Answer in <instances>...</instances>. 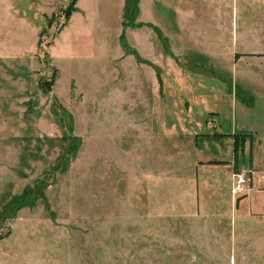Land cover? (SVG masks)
I'll list each match as a JSON object with an SVG mask.
<instances>
[{
  "label": "rangeland",
  "instance_id": "1",
  "mask_svg": "<svg viewBox=\"0 0 264 264\" xmlns=\"http://www.w3.org/2000/svg\"><path fill=\"white\" fill-rule=\"evenodd\" d=\"M70 1L0 0V264H264L253 146L195 151L209 121L230 133L236 103L264 96V0L191 2L186 24L157 0L156 26L139 0H82L61 31ZM207 157L232 168L200 183Z\"/></svg>",
  "mask_w": 264,
  "mask_h": 264
},
{
  "label": "crops",
  "instance_id": "2",
  "mask_svg": "<svg viewBox=\"0 0 264 264\" xmlns=\"http://www.w3.org/2000/svg\"><path fill=\"white\" fill-rule=\"evenodd\" d=\"M169 1V9H175L178 10V21L179 23H188L187 20L190 19V15L191 12L190 10V3L191 2H196L201 4L199 0H168ZM173 1V2H172ZM176 1L179 3L176 5ZM205 1V0H203ZM81 2L82 0H78L77 3V8L79 9L78 12L76 13H82L83 15L85 14V12L82 10L81 7ZM123 2V1H122ZM172 2V4L170 5V3ZM214 3V1H213ZM157 0H139L137 3V10L138 13H140L139 15V23L144 25H153L156 26L159 24V22L157 21L156 17V5H157ZM123 5V3H122ZM125 5V4H124ZM196 7H198V5H196ZM188 9V11H186ZM75 14V13H74ZM155 16V17H154ZM179 30L181 31L182 29L179 28ZM178 36V35H176ZM183 35H179V39L182 38ZM185 37V36H184ZM143 38L147 39V40H155L156 36L155 34H150V35H146L144 32L143 33H139L138 38H137V49L140 52H143L144 48L142 45H140V42ZM184 39V38H183ZM155 46V44H154ZM141 48V49H140ZM153 69V68H152ZM241 70H244L247 74H256V70H252V69H248V68H242ZM262 71V70H261ZM238 72V70H237ZM251 74V75H252ZM239 76V75H238ZM253 77H257L260 78L259 76H244V80H250L251 82H253ZM257 85V83H255ZM241 88L246 89V91H248V88L251 87H245L246 85H240ZM245 91V93H246ZM259 104L262 108V110L260 112H258V110L256 111V107H259ZM236 105L239 106V110L238 112L241 115L240 118V123H239V127L236 126L233 129H231L230 133L227 134H220L218 131L211 133L210 127L212 125V123L209 121L207 123V131H205L204 133H196V139L198 142H196V147H195V151L198 152H202L200 151L201 148H206L207 146H209V142H212L215 139H220V140H224L227 139L228 140V144H232L233 145V150H231V152H228L227 157H236L239 158L238 154L239 153H243V155L245 154V157L249 151V149L253 146V150L255 151L254 156H252V158L249 159V163L248 160L246 161V158H243V162H245V165L247 167V169L250 171L251 175H252V184L254 185L253 187H250L251 191H254L255 186H258L259 184H263L264 183V165H262L261 167L257 166L258 163V159L259 157V153H261L262 157L264 158V143L262 142V140L264 139V96H262L260 98V101L257 98H254L253 101L248 104L245 103L244 101H239L238 103H236ZM216 115L215 112H210V114ZM212 120H214V117L212 118ZM260 130V132L258 131ZM198 135V137H197ZM253 137L252 142L254 143L253 145L247 143L248 138L251 139ZM257 137L260 139L259 144H257ZM209 139V140H208ZM236 141L238 142V145H236ZM213 143V142H212ZM214 146H217L216 144ZM219 147V146H217ZM220 149V148H219ZM261 149V150H259ZM252 150V149H250ZM219 154V153H218ZM232 154V156L230 155ZM223 157L219 159V157H207V158H202V159H198V165H194V167L192 168V172H195V175L193 176L192 174H190V176L194 177V179L199 178L200 183L203 182H207V178H208V174L210 171H212L213 169H217L218 167H226L227 169H231L232 166L230 165V160L226 159ZM240 158H242V154L240 156ZM258 158V159H257ZM223 165V166H222ZM242 168V165H241ZM245 168V167H244ZM258 168V170L256 169ZM230 173V170H227ZM234 175V174H233ZM246 179H247V183L245 184V187L249 185V180L247 175L245 174ZM226 181H233V185H235L236 179L234 176L231 175H227L226 177ZM263 182V183H262ZM217 183H220V180H217ZM237 205L239 204V199L236 203Z\"/></svg>",
  "mask_w": 264,
  "mask_h": 264
},
{
  "label": "trees",
  "instance_id": "3",
  "mask_svg": "<svg viewBox=\"0 0 264 264\" xmlns=\"http://www.w3.org/2000/svg\"><path fill=\"white\" fill-rule=\"evenodd\" d=\"M77 3H78V0H71L69 6L64 10L66 21L63 24L61 31L68 25L69 19L72 16V14L79 11V9L77 8ZM54 85H55V80H53L52 82H49V83H45L42 81L39 82L40 89L46 94L50 93V91ZM236 145H238L237 141H236Z\"/></svg>",
  "mask_w": 264,
  "mask_h": 264
},
{
  "label": "built area",
  "instance_id": "4",
  "mask_svg": "<svg viewBox=\"0 0 264 264\" xmlns=\"http://www.w3.org/2000/svg\"><path fill=\"white\" fill-rule=\"evenodd\" d=\"M247 183V179L245 174H236V182L234 185V193H240L245 187V184Z\"/></svg>",
  "mask_w": 264,
  "mask_h": 264
}]
</instances>
